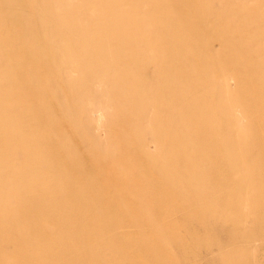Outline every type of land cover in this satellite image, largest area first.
<instances>
[{"label":"rangeland","instance_id":"1","mask_svg":"<svg viewBox=\"0 0 264 264\" xmlns=\"http://www.w3.org/2000/svg\"><path fill=\"white\" fill-rule=\"evenodd\" d=\"M0 78V264H264V0H0Z\"/></svg>","mask_w":264,"mask_h":264},{"label":"bare ground","instance_id":"2","mask_svg":"<svg viewBox=\"0 0 264 264\" xmlns=\"http://www.w3.org/2000/svg\"><path fill=\"white\" fill-rule=\"evenodd\" d=\"M229 76V75H228ZM231 76V75H230ZM227 79V78H226ZM229 79V78H228ZM233 79V78H232ZM232 82V81H231ZM247 127V126H246ZM244 129V128H243ZM245 130L247 131V128H245ZM245 131V132H246ZM247 133V132H246ZM263 174H264V169H263V172H262ZM242 182V181H241ZM239 183V182H238ZM235 185V184H234ZM226 205H229L228 203L226 204ZM230 206V205H229ZM60 212V211H59ZM248 216V215H247ZM247 216H246V214H245V219L243 220V222L242 223H245L246 224V222H247ZM175 217V216H174ZM171 218V217H170ZM169 218V219H170ZM174 220V219H173ZM176 220V219H175ZM244 224V225H245ZM244 225H242V227H241V229L239 230V232L241 233V235H240V238L236 241L237 243H252V242H255V241H258V240H261V239H264V237L262 238V236L259 234V233H257V231H253V230H251L250 232H246V233H244L245 232V230H246V228H244ZM171 228V227H170ZM183 232V231H182ZM237 233V232H236ZM111 234V233H110ZM106 237V236H105ZM230 240H232L231 238H230ZM171 241L172 242H176V243H181L182 242V238L181 237H174V238H171ZM75 242V241H74ZM234 242H229V241H226V240H222L221 242H219V243H217V244H215V245H217V247L215 248V249H217L216 251H219V255H224V257H226V255L224 254V253H222L223 252V250H225V248H227V247H229L230 245H231V247H232V244H233ZM256 243V242H255ZM93 244V243H92ZM108 248V247H107ZM230 248V247H229ZM236 249H238V248H236ZM107 250V249H106ZM13 254V253H12ZM109 254V253H108ZM15 255V254H14ZM110 255V254H109ZM116 255V254H115ZM85 256V255H84ZM228 256V255H227ZM106 257H108V255L106 256ZM109 257H111V256H109ZM204 258H206V257H204ZM91 259V258H90ZM104 259V258H103ZM113 260V259H112ZM90 261V260H89ZM103 261V260H102ZM104 262V261H103ZM112 263H114V262H112ZM168 264H172L170 261L168 262Z\"/></svg>","mask_w":264,"mask_h":264},{"label":"crops","instance_id":"3","mask_svg":"<svg viewBox=\"0 0 264 264\" xmlns=\"http://www.w3.org/2000/svg\"><path fill=\"white\" fill-rule=\"evenodd\" d=\"M2 78H0V80H1Z\"/></svg>","mask_w":264,"mask_h":264}]
</instances>
